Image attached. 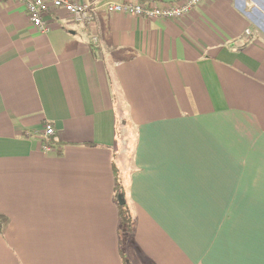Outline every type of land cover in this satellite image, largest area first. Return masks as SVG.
Here are the masks:
<instances>
[{
    "label": "crops",
    "instance_id": "1",
    "mask_svg": "<svg viewBox=\"0 0 264 264\" xmlns=\"http://www.w3.org/2000/svg\"><path fill=\"white\" fill-rule=\"evenodd\" d=\"M71 1L91 27L57 8L41 34L0 3V264H264V0L169 20Z\"/></svg>",
    "mask_w": 264,
    "mask_h": 264
},
{
    "label": "built area",
    "instance_id": "2",
    "mask_svg": "<svg viewBox=\"0 0 264 264\" xmlns=\"http://www.w3.org/2000/svg\"><path fill=\"white\" fill-rule=\"evenodd\" d=\"M6 0H0V3ZM26 11L30 25L39 33H46L49 28L47 15L57 8H62L69 13L75 22L85 27H91L93 17L92 6L89 2H76L71 0H19ZM201 0H179L169 4H155L154 2H141L138 0L108 1L105 9L109 13H121L143 17L147 19H175L187 15ZM248 33V32H247ZM93 42H97L96 35L92 36ZM55 135L54 127L50 122H44L40 134L42 151L55 152L56 148L50 139Z\"/></svg>",
    "mask_w": 264,
    "mask_h": 264
},
{
    "label": "trees",
    "instance_id": "3",
    "mask_svg": "<svg viewBox=\"0 0 264 264\" xmlns=\"http://www.w3.org/2000/svg\"><path fill=\"white\" fill-rule=\"evenodd\" d=\"M52 139H50V143H52ZM114 200L117 207L118 219H119V243L120 248H122L128 243L129 238H131L133 228H134V220L133 216L130 213L128 202L126 199V190L122 185V182L116 177L114 184ZM8 225V218L0 213V234L3 235L6 231ZM122 259L124 264H129L125 255L122 254Z\"/></svg>",
    "mask_w": 264,
    "mask_h": 264
},
{
    "label": "rangeland",
    "instance_id": "4",
    "mask_svg": "<svg viewBox=\"0 0 264 264\" xmlns=\"http://www.w3.org/2000/svg\"><path fill=\"white\" fill-rule=\"evenodd\" d=\"M129 137H127V142H126V144L128 143V141H129V139H130V141H132V139H131V137L128 139ZM128 202V201H127ZM128 207H129V204H128Z\"/></svg>",
    "mask_w": 264,
    "mask_h": 264
}]
</instances>
